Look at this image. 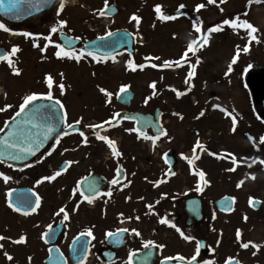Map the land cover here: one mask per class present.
I'll return each instance as SVG.
<instances>
[{"label":"flooded vegetation","instance_id":"obj_1","mask_svg":"<svg viewBox=\"0 0 264 264\" xmlns=\"http://www.w3.org/2000/svg\"><path fill=\"white\" fill-rule=\"evenodd\" d=\"M147 1L153 6V9L148 11L138 10L135 4H132L128 11V22L121 24L117 22V18L125 13L121 6L123 0H108L107 8H104L103 0L101 8L98 10L104 9L105 11V15L102 18L106 19L107 22L100 21L102 30L103 27L105 30L99 32L96 30L97 28L88 27L75 35L67 31L65 27L61 28L59 26L58 22L60 19L58 16L62 10L59 13L58 10L60 8L58 5L51 12L28 19L22 24L14 25L13 33L15 34L12 36L13 38L0 41V47L5 48L8 52L11 51L13 46L18 47L19 51L10 56V59L13 61V66L20 70V74L16 75L6 61H0V107L5 105L2 104V100L8 101V105L12 106L6 111L0 112V123L3 124L1 128L5 126V121H9L13 117L15 111L18 110L19 103L22 102V98L27 93H46L48 91L44 77L46 74H51L54 79L53 96L54 99H60L64 105V110L67 113L66 123L80 120L81 130L79 131H83L85 136H87V143H83L84 137L79 135V131L61 135L59 136V143L56 142V138L37 157L24 165L20 167L8 165L10 171V179L8 181L14 177L18 179V184L10 188L9 191L15 188H27L28 190L25 193L30 195L31 192H34L40 197V206L35 212L25 215V212L15 211V214L24 217L23 225L36 229L41 227L42 231L36 232L37 241L45 247L47 252L50 244L45 243L41 239V234L48 231L47 226L49 224L52 227L60 224V231L56 236H52V238L56 237L55 245L59 247L62 254L67 258V264H74L69 258V250L72 242L79 235L82 241L88 244L86 253L82 255L83 264H118L122 259V253L126 249H131V253L142 252L144 250L155 253L154 264H160L162 260H165V257L176 258L183 256L186 260L190 258L195 253L194 245H196V242L193 244L192 241H196V237L190 241L192 248L186 251L180 245L179 254L169 256L163 255L165 247H158L160 244L167 245L158 236V231L155 233L151 231L150 240L153 241V246L145 249L143 244L149 240L148 238L142 239L133 233L132 229H139L132 223L125 225L120 224V222V225L117 224L115 228L108 230H105L103 226L92 225L87 229H91L92 236L81 235V233H85L87 230H79L71 235L69 228L73 225L81 224V218L91 216L92 214L101 213L102 217H104L118 200L124 199L127 202H135L137 216L140 213L146 214L152 212L158 215L159 218H166L169 221L168 224L176 225V223H179L183 226L182 229L179 225V229L185 235L193 237V231L201 223L188 224L186 201L189 198L199 197L205 218L207 202L204 193L208 187L202 193H187L185 190L176 189L173 197H166L168 193H162L159 189L172 181L180 185L185 183L186 179H182V176L185 174L186 168L193 166L194 162H201L204 158H206L207 164L209 160L231 161L230 157L225 158L230 149L217 151L211 144L210 138L212 137V132L215 130L218 132L216 120L218 114L229 125V131L225 137L226 140H231V138H234L239 133L243 135H249L250 133L251 123L249 118L246 119L244 116L238 115L240 110L238 111L236 108L238 106L232 101L235 91L233 86H236L238 97H240V91L241 96L247 95L248 106L250 107V93L246 81V76L251 69V67H248L250 65L249 56L232 53V56L227 60L221 59V62L224 63L221 66L222 73L218 76L216 75L217 68H213L217 59L215 55L209 56L210 65L209 60H206V57L202 53H187V55L183 53V55H172L171 57L166 55L164 61H178L179 66L176 63H172L171 66L162 65L165 69L164 73L161 77L159 75L156 77L155 69L151 65H147L148 81L146 87L148 90L144 94H140L137 82L139 67L133 71L125 63L128 61V58L132 59V57L136 56L137 47L143 44L144 36L140 34L142 26L139 25L151 27L158 20L154 8L155 5H160L161 2L159 0ZM181 4L184 5L183 8H180ZM171 5V8L168 5L165 8L162 5L161 7L162 10H165L164 14L176 16L174 22L179 17L186 15L184 9L190 6L187 0H175ZM66 9L67 7L63 8V10ZM167 10H170V12ZM113 11L115 14L108 15V13ZM178 11L181 12L180 15L176 14ZM133 14L140 17L139 24L131 21L130 18ZM0 20L3 21L1 18ZM112 20H115L116 27L114 29H111ZM169 21L172 22V20ZM8 26L10 25L8 24ZM53 27H57L56 33H51V28ZM117 29H125L131 34L136 53L131 55L126 50H123L119 54H115L103 61V63L106 62L109 65L97 66L92 63L80 65L81 61H86L89 57L76 62L67 58L58 59L55 55L47 59L42 54L55 53L57 51H47V48L51 49L56 44H61L58 40V35L61 31H66L71 36L82 40L78 48L75 49L79 52L83 51L82 46L86 41L105 36L106 32H113ZM24 32L31 33L32 35L25 37L23 35ZM202 32L203 30H201ZM45 36L49 37V40H45ZM34 44L36 45L35 47L33 46ZM40 46L47 47H45L44 51H41ZM211 57H215V60L211 59ZM233 57L236 58L235 63L232 62ZM116 58L118 59L115 60ZM48 60L50 61L49 63L60 61L68 65L54 66L49 64L43 66V62ZM197 60H199V63H197ZM70 63H75L76 65H71ZM229 66L232 69L230 72L228 70ZM190 72L193 73L191 77H189ZM61 73L63 74V79H61ZM157 80L160 81L158 82ZM22 82H28L31 87L27 88L24 93L22 92L23 90H18V85ZM153 82L156 85L155 95H153L154 90L148 88ZM59 83L65 85L63 96L59 95L57 87ZM159 83L161 84L158 85ZM121 85H127V89L134 93L128 107L123 106L118 100L117 93L120 94L119 89ZM101 87L113 93V95L107 97V103L103 104L100 109H94L96 108L95 103L97 98L100 95L104 98L106 97L99 91ZM177 92L181 93L179 97H177ZM146 97H150L147 104L144 103ZM160 99H163V105L157 102ZM135 105L139 107H135ZM214 105H219V107H213ZM88 108L92 111H101L97 113L101 117V120L94 123L101 125L96 131L99 135L107 136L109 139L115 141L117 149L122 154L121 156L114 157L107 143L98 140L91 129L84 127L82 119ZM221 109L225 111H221ZM122 111L138 112L152 117L146 129L143 131L139 130L141 133L139 139H137V132L125 131L126 129L136 128L135 121L122 120L117 125H113L115 121V119H112L113 114ZM201 111L204 112L203 116H199ZM156 112L160 113L161 127L166 130L167 136H161L153 143L151 139H144V135L152 137L158 134L153 125ZM174 113L179 115H174ZM181 116L183 117L182 119L180 118ZM233 116L236 117L237 121L235 131H232ZM104 121H110V124H104ZM228 134L231 136H228ZM193 136L195 138L190 142L189 148H187L186 144H184L186 138ZM197 140L200 141L205 150L201 151L197 149L194 155L192 149ZM209 153H214L215 155H210ZM196 156L199 158L196 159ZM184 157L192 159V165H189L188 160L184 159ZM247 160L249 158L244 156L242 160L237 159V164H245ZM66 161H74V163L68 166L60 176L52 181H43L40 184L36 183L43 176L53 175ZM117 166L122 169V174L119 177L120 184L111 185L109 182L116 176ZM13 173L15 175H12ZM171 173H175V175ZM92 183H95L98 193L88 191V185ZM74 189H77L75 193H73ZM109 189H111V196L105 195ZM81 192L85 196H90L92 202L88 203L87 200H84L80 195ZM218 198L216 197L211 202V206L216 211L218 210L215 207V201ZM149 204L153 206L151 209L147 207ZM61 207H64L69 213V219L66 221L63 219V214L57 215ZM74 208L76 209L75 211H73ZM42 209H48V212L44 214L41 212ZM45 220H47L48 224L41 226ZM223 220L226 221L227 217L224 216ZM168 224L160 223V225L165 226ZM120 229H128L125 233V238L115 237L109 242L107 233H116ZM182 238L181 236V240L184 243ZM122 240H125L123 245L121 244L123 243L121 242ZM129 245L131 246L129 247ZM185 245H188V243ZM129 253L125 257L128 256L129 258ZM202 256L203 251L200 249L198 261H202Z\"/></svg>","mask_w":264,"mask_h":264},{"label":"rangeland","instance_id":"obj_2","mask_svg":"<svg viewBox=\"0 0 264 264\" xmlns=\"http://www.w3.org/2000/svg\"><path fill=\"white\" fill-rule=\"evenodd\" d=\"M72 1L76 4L67 7V9L62 10L61 13L60 9L58 10L60 13L58 18L67 21V24L64 26L67 31L75 35L81 33L82 29H87L88 27L97 28L96 30L99 32L105 30L104 27L102 30L100 21L103 20V22L106 23L107 20L98 14V9L101 8L103 0ZM159 1L161 2L160 5L164 8L167 5L171 8V4L175 2V0ZM187 2H189L190 6L184 9L186 15L179 17L175 22L174 20L170 22L169 20L161 21L158 19L151 27L139 25L142 26L140 34L144 36L143 44L137 47L136 56L132 57V59L128 58L125 65H128L129 61H133L134 64L145 65L142 69H138L137 82L140 88V94H144L148 90L146 87L148 81L146 66L152 63L157 64L158 67L154 68L156 72L155 76L158 77L159 75L161 77L165 70L162 65L166 55L171 57L172 55H183V53H202V55L206 57V60H209V65L211 64L209 56L215 55L217 57L216 63L212 65L213 68H217L216 75L218 76L222 73L221 66H223L224 62L222 63L221 61L227 60L235 51L236 53H240V55L249 56L250 65H252L251 69L258 67L264 68V0L259 3H257L256 0H252L251 4H249L248 0H225L223 4L220 3V0H215L213 4H208L207 0H187ZM132 4H135L138 10L148 11L153 9V6L147 0H123L121 6L125 13L117 18L118 23L124 24L128 22V11ZM197 4H204L205 7L197 10ZM221 9H223V11H221ZM167 11L170 12V10ZM162 12L164 13L165 10H162ZM236 17H239L241 20H247L257 28V32L253 33V35L257 37V41L259 42L250 41L248 37L244 36L242 31L232 30L229 26H222V30L219 32L207 33L208 28L221 24L223 19H233ZM0 22L4 23L6 27H10V31L14 32L12 25L8 26V24L1 20ZM194 23L198 24L201 30L207 33L209 39L207 44L202 45L193 52L187 50V45L199 36V33H196L193 28ZM115 27V20H112L111 29ZM7 33L8 32L0 30V41L8 39ZM245 45L249 47L248 52L243 51ZM45 47L47 46H40L41 49H45ZM55 50L58 49L56 47H52L51 49L47 48V51ZM42 54L47 59L55 55V53ZM153 55L154 57H159V59H145V57L152 58ZM117 59L118 58L115 60ZM211 59L215 60V57H211ZM49 62V60L44 61L43 66L49 64L54 66L68 65L60 61L57 63ZM80 63V65H89L90 63L97 66L104 64L109 65V63L106 62L93 61L90 57L86 59V61H81ZM70 64L76 65L75 63ZM157 81L159 82L160 80ZM160 84L161 83L158 85ZM29 87L30 85L28 82H22L18 85V90H23L22 92L24 93ZM148 88L150 89V87ZM233 88L235 91L232 96V101L238 106L236 107L238 111L240 110L238 115H242L246 119L249 118L251 123L250 133L249 135L239 133L234 137L235 139L231 138V140H226L225 137L229 131V125L227 121L218 114L216 117L218 132L217 130L212 132V137L210 138L211 144L217 151L230 149L229 153H232L237 159L242 160L244 156L250 158L261 155L260 160H262L264 159V144L260 142L259 137L264 135V119H262L254 109L251 99L249 107L247 95L244 94V96H241L240 91V97H238L237 87L233 86ZM107 99V97L104 98L100 95L96 100V108L94 109H100L103 104L107 103ZM157 102L163 105V99ZM2 104H8V101L2 100ZM135 107L139 106L135 105ZM98 112L101 111H92L88 108L82 119L83 124H94L100 121L101 117L98 116ZM2 126L3 124L0 123V128ZM228 136L231 135L228 134ZM249 137H252V139L250 140ZM194 138V136L186 138L184 144H186L187 148H189L188 146ZM205 159L206 158L201 162H194L193 166L188 167L189 169L186 168V172L182 176V179H186L185 183L180 185L174 181L168 182L166 185L162 186L159 191L161 190L162 193H168L166 197H173V193L176 189L181 191L185 190L187 193L196 192L195 188L199 178L195 176L194 173L203 170L206 173L205 178L210 183L204 193L207 202L206 216L201 225L192 233L193 237H196V241H192L193 244L199 241L200 238L207 240V249L203 252L202 261L211 260L214 264H225V260L231 257L245 264H264V165L259 163L260 160L255 163L248 162L247 160L245 164L236 165H233L230 160H224V162L209 160L207 164V160ZM249 164H251V167H249ZM229 168H235V170L227 171ZM0 173L9 176V166L0 163ZM12 175H15V173ZM241 181H243V184L237 187ZM17 184L18 179L16 177L7 182L0 177V236L6 237V239L0 240V244L3 245V248H0V264H45L44 259L47 257V250L37 241L36 234V232L42 231L40 225V228L37 229L23 225L24 217L16 215L13 208L8 206L7 193L10 188ZM223 195H231L236 200L234 211L228 215L214 210L213 206H211V202L216 197H221ZM250 197L253 198V200L259 199L262 201L260 209L256 210L251 207L249 204ZM135 207V202H127L124 199L118 200L107 215L102 217L103 215L98 213L83 217L81 218V224L73 225L69 228V233L72 235L79 230H87L92 225L103 226L105 230H108L115 228L120 222V224L125 225L132 223L139 229L137 230L140 233L138 236L142 239L148 238V240H150L151 231L154 233L156 231L159 232L158 236L168 245L167 247L165 244L163 255L174 256L175 254H179L180 245L184 247L186 251L192 248L190 241H186L182 238L184 240L183 243L181 235L176 231V228H179V223H176L175 227H172L171 223L167 226L160 225L159 221L161 218H159L158 215L149 212L146 214L140 213L137 216ZM41 212L46 214L48 209H42ZM224 216L227 217L226 221L223 220ZM129 217H131V219H128ZM136 217H139V219L137 220ZM46 221L47 220H45L41 226L48 224ZM181 227L183 229V226ZM237 229L241 232L240 241L236 239ZM21 235L25 236L24 243L16 244L12 242L17 240ZM217 240L220 241L218 245ZM248 241L259 244V249L252 248L251 245L247 249L240 248V243ZM186 243H188V245H185ZM130 246L131 245H129V247ZM194 246L196 249V245ZM130 251L131 249H126L122 253V259L118 264H129V258L128 256L125 257V255ZM5 252L13 257L11 261L6 259L4 256ZM253 252H255L256 255H253Z\"/></svg>","mask_w":264,"mask_h":264},{"label":"snow or ice","instance_id":"obj_3","mask_svg":"<svg viewBox=\"0 0 264 264\" xmlns=\"http://www.w3.org/2000/svg\"><path fill=\"white\" fill-rule=\"evenodd\" d=\"M20 2H21V0H9L10 5L18 4ZM51 2H52V0H35V3L33 6L38 8L41 3L49 4ZM224 2H225V0H220L221 4H223ZM248 2H249V4H251L252 0H248ZM256 2L259 3V2H262V0H256ZM207 3L213 4V3H215V0H207ZM4 7H5L4 0H0V9H4ZM107 7H108V0H104V8H107ZM183 7H184V5L181 4L180 8H183ZM204 7H205L204 4H197L196 5L197 10H200ZM59 8H60V10H63L64 0H60ZM7 11L11 12L12 9L8 8ZM154 11L157 14V18L161 21L176 19V16L164 14L162 12V7L159 4L155 5ZM221 11H223V9H221ZM98 14L100 16H104L105 15L104 9L98 10ZM130 19H131V21H135L136 24H139V22H140V17L135 15V14H133ZM58 23H59V26L61 28H63L67 24V21L60 20ZM222 26H229L233 30H235L237 28H246L249 30L247 33L249 40L250 41H257V37L255 35H253V33L257 32V28H255L247 20H241L239 17H236L233 19H223L221 24H217L213 27L208 28L207 33L219 32L222 30ZM193 28H194L196 33H201V27L198 26V24L194 23ZM0 30H3L5 32L10 31V29L8 27H6V25L2 22H0ZM57 30H58L57 27H53V28H51V33H56ZM23 35L25 37H28L32 34L28 33V32H24ZM112 35H113V33L109 31V32L105 33V36L98 37V39L103 41L105 39V37H111ZM44 39L49 40V37L45 36ZM208 39H209V37L207 34H204L202 37H200V36L196 37L195 39H193L191 41V43H189L187 45V50L194 52V45H197L198 41H201V44L205 45V44H207ZM257 42H259V41H257ZM33 46L35 47L36 45L34 44ZM102 46H104V45H102ZM55 47L58 49L55 52V56L58 59L67 58V59L75 60L76 62H79L81 59H83L85 57H91V59L93 61L103 62L109 58L107 56L99 57L94 52H91V51H89V52H85V51L77 52L76 50L71 49L70 47L66 49L61 44H56ZM18 51H19L18 47L13 46V48L11 49L10 52L0 53V61H6L8 63V65L10 67H12V71L16 75L20 74V70L13 66V61H12V59H10V56L14 55ZM41 51H44V49H41ZM243 51L248 52L249 47L247 45H245L243 48ZM238 52H239V49H238ZM185 55H187V53H185ZM145 59L146 60H149V59L158 60L159 57H152V58L145 57ZM232 62L233 63L236 62L235 57H233ZM172 63H176V65L179 66L178 61L170 62L168 60L163 61V66H171ZM197 63H199V60H197ZM144 66H145L144 64H134L132 61L128 62V67L131 68L133 71H135L137 67L142 69ZM151 67L156 68V67H158V65L155 63H152ZM248 67L250 68V67H252V65H248ZM228 70H229V72L232 70L231 66H229ZM192 75H193V73L190 72L189 77H191ZM60 76H61V79H63L62 73L60 74ZM44 80H45L48 91L46 93L32 92L28 95H25L22 98V102L19 103L18 110L15 111V115L10 118L13 120V127H12L11 131H9L6 136L0 137V145L4 146V152H7L8 158L11 160H24V159H27L28 156L35 155L36 152L39 151L40 148L43 147L44 143L49 139V137L56 130V127L60 123V121L56 119V113L53 112L52 110L56 106H59V109L62 111L64 109V105L60 99H54L53 92H52V88H53V84H54L53 76L51 74H46L44 77ZM57 87L59 90V95L63 96L64 92H65V85L63 83H59L57 85ZM127 87H128L127 85H121L119 92L125 93L127 91ZM149 87L154 90L153 95H155V87H156L155 82L150 84ZM99 91L101 93H103L106 97H111L113 95V93L108 92L106 89H104L102 87L99 88ZM117 95H119V93H117ZM180 95H181V93L177 92V97H179ZM149 99H150V97H146L144 100V103L147 104ZM41 100H47V101H53L54 100V103L53 104H42V103L37 104V103H35V102L41 101ZM10 107H12V106L5 104L3 107H0V112H4ZM213 107H219V105H214ZM221 111H225V110L221 109ZM21 114H26L25 118L17 123L16 118L20 117ZM226 114H228V113H226ZM118 115H119L118 113L113 114L112 119H115L116 116H118ZM174 115H179V114L174 113ZM203 115H204V112L201 111L199 113V116H203ZM180 118L182 119L183 117L181 116ZM197 118H199V117H197ZM61 119H63L65 121V126L68 129H73L75 131H79L78 129L74 128V124L79 125L81 123L80 120H75L73 123H66V119H67V113L66 112H64L63 117H61ZM54 121H55V123H54ZM103 123L104 124H110V121H104ZM236 123H237L236 117L233 116L232 117V131H235ZM4 124H5V127L0 128V132H4L5 128L8 127V121H5ZM84 127L91 129L92 133L94 135H96V138L98 140L106 142L107 145L109 146V148L111 149V154L114 157H119L122 155L121 152L117 149L115 141L109 139L107 136L99 135V133L96 131L97 129H99L101 127L100 124H88V125H84ZM125 131L137 132L138 133L137 139L140 138L141 133H140L139 129L131 128V129H126ZM67 134L68 133H64V135H67ZM79 135L81 137H84V140L82 142L87 143V136H85V133L83 131H79ZM161 136H167V132L165 129H163V127L158 129V134L156 136L149 137L147 135H144V139H151L152 142L155 143L156 140H158ZM249 139L251 140L252 137H249ZM259 140L262 144H264V135L260 136ZM56 142L59 143V136H57ZM197 149H200L201 151L205 150L204 146L200 143L199 140L196 141V143L192 149V152L194 155H195ZM4 152H0V156H3ZM48 154L50 155V153H48ZM209 154L215 155L214 153H209ZM229 157L231 158L232 164L236 165L237 164V158L232 153H228L227 157H225V158H229ZM198 158L199 157L196 156V159H198ZM184 159L188 160L189 165H192V163H193L192 159H189L188 157H184ZM255 162H256L255 160L252 161V163H255ZM0 163H3V160H0ZM72 163H74V161H66L64 163V165L58 171H56L53 175L43 176V177H41V179L37 180L36 183L40 184L43 181L54 180L56 177L60 176L62 174V172H64L67 169V167L70 166ZM259 163L264 165V159L260 160ZM249 167H251V164H249ZM234 170H235V168L227 169V171H234ZM121 174H122V169L119 166H117L116 176L109 183L111 185L120 184L119 177L121 176ZM171 174L175 175V173H171ZM194 175L199 178L197 180V185H196L195 191L196 192H202L203 188L201 187V184L208 185V183H209V181L205 178L206 173L203 170H200L198 172H195ZM0 177H2L5 182H7L10 179L9 176L4 175L3 173H0ZM129 183H130V181H129ZM157 183H159V182H157ZM241 184H243V181H241L240 184L237 185V187H240ZM78 187H79V185H78ZM76 190L77 189H74L73 193H75ZM88 191L92 192V193H98V189H97L95 183L88 185ZM80 195L84 198V200H87L88 203L92 202V198L90 196H85L83 192H81ZM105 195L111 196V189H109V191L107 193H105ZM141 199H143V198L141 197ZM193 203H195V202H193ZM17 204L21 205V202L18 200ZM249 204L250 205L253 204V198H251V197L249 198ZM8 206L10 208H13V210L17 211V212L21 211V207L26 208V209H30L31 212H35L36 209L40 206V197L36 196L35 207H32L31 202L28 200L23 201L21 206H15V207H14L13 203L10 201ZM147 207L149 209H151L153 206L151 204H149V205H147ZM221 208L223 210H229L230 205L227 201H224L221 204ZM75 210L76 209L74 208L73 211H75ZM24 214L27 215L28 212L25 211ZM59 214H63V219L65 221L69 219V213L65 210L64 207H61L59 209V212L57 213V215H59ZM121 215H123V214H121ZM128 219H131V217H129ZM136 219L138 220L139 217H136ZM159 222L161 224H168L169 223V221L166 218H161ZM171 226L175 227V225H171ZM47 227H48L49 231L52 229L51 224H49ZM127 231H128V229L118 230V232H127ZM176 231L179 232L180 235L183 237V239L186 241H191V240L195 239L194 237H192L190 235H185L179 228H176ZM132 232L135 233L137 236L140 235V233L136 229H132ZM48 235H49V232H47V231L41 234V239L44 240L45 243L48 242L47 239H45V237H47ZM81 235L92 236V231H91V229H89L85 233H81ZM107 235L108 236H114L116 234L109 232V233H107ZM4 239H6V237L0 236V240H4ZM236 239H237V241H240V239H241V232L239 229L236 230ZM12 242L16 243V244L24 243L25 242V236L21 235L17 240H14ZM219 242L220 241L217 240V245L219 244ZM250 245L252 248H255V249H259V247H260L259 244L253 243L251 241L240 243L239 246L242 249H247V248H249ZM152 246H153V241H151V240L145 241L143 244V247L145 249H148ZM158 247L163 248V247H165V245L160 244V245H158ZM200 247H201V242L197 241L195 253L193 255H191V257L186 260V264H214V262L211 260H203L202 262L198 261L197 258H198L199 253H200ZM0 248H3L2 244H0ZM147 255L150 256L151 253L149 252V253H147ZM253 255H256V253L253 252ZM4 256L9 261H11L13 259V257L11 255H9L7 252L4 253ZM132 258H133V253L130 252L129 253V264H131ZM29 259H31V258H29ZM173 259H175V258L165 257V261L173 260ZM179 259L181 261L185 260V258L183 256H180ZM162 264H163V262H162ZM225 264H233L232 258L229 257L228 259H226ZM235 264H240V262L238 260H236Z\"/></svg>","mask_w":264,"mask_h":264},{"label":"water","instance_id":"obj_4","mask_svg":"<svg viewBox=\"0 0 264 264\" xmlns=\"http://www.w3.org/2000/svg\"><path fill=\"white\" fill-rule=\"evenodd\" d=\"M60 0H52L51 3L49 4H43L41 3L39 5V7H35L33 6L35 3V0H21L20 3L18 4H13L10 5L9 4V0H4V9H0V17L3 18L4 20L10 22V23H14V24H20L22 22H24L25 20H28L32 17H36L42 14H45L49 11H51L56 4L59 2ZM8 8H11L12 11L9 12L7 11ZM113 10V9H112ZM115 14V12H111L108 13V15H113ZM176 14H181V12H177ZM204 34L201 33L200 37H202ZM61 42V45L64 46L66 49L67 48H71V49H75L78 47L79 43L81 42V39H77L74 38L70 35H68L65 32H60L59 34V38H58ZM104 45V46H102ZM110 45V46H109ZM201 45V41L197 42V45L195 46L196 48L199 47ZM82 49L85 52H94L97 56L99 57H104V56H112L124 49H126L128 52L134 54L135 50L133 48V37L131 36V34H129V32H127V30L125 29H120V30H116L113 32V35L111 37H105V39L103 41L99 40L98 38L94 39V40H90V41H86L82 47ZM4 50L3 48H0V51ZM248 83L250 86V91H251V97L252 100L254 102V104L256 105L257 110L259 111V113L261 115L264 116V68H258L255 69L253 71H251V73L248 75ZM134 93L131 92L130 90H127L125 93H120L118 96V100L128 106L130 105L131 100L133 99ZM37 104H53V101H47V100H41V101H37L35 102ZM53 112L56 113V119L60 121L59 125L56 127V130L52 133V135L49 137V139L44 143L43 147L40 148L39 151L36 152L35 155L32 156H28L27 159L24 160H11L8 158L7 152H4V146L0 145V152H4L3 156H0V160H3V162H8L10 164L13 165H17V166H21L27 162H29L30 160H32L33 158H35L36 156H38L54 139L57 138V136H60L61 134L64 133H72L75 130L73 129H68L67 127H65V121L63 119H61V117H63L64 114V109L61 111L59 109V106H56L53 110ZM119 115L116 116V120L113 123V125H116L118 122H120L123 119H128V120H134L136 121V127L140 130H145L146 127L148 126V124H150V120L152 119L151 116L149 115H144L141 113H130L127 111H122L120 113H118ZM26 114H21L20 117L16 118V122L18 123L19 121L23 120L25 118ZM156 120L154 122V128L156 130V132H158V129H160V113L157 112L156 113ZM55 123V121H54ZM30 126V125H29ZM13 127V120L11 119L8 122V127L5 128L4 132L0 133V137L6 136L7 133L9 131H11ZM74 128L81 130L80 128V124L79 125H75L74 124ZM253 160H258V157L253 158ZM26 189L24 188H18L15 190H12L9 193V201H11L15 206H21L23 201L28 200L31 202V206L35 207V199H36V194H34L33 192L29 195L27 193H25ZM21 202V205L17 204V201ZM227 201L230 205L229 210H223L221 208V204L222 202ZM195 202V203H193ZM234 204L235 201L232 197H223L221 199H219L218 201H216V206L220 209L223 210L225 212H231L234 208ZM252 206L256 209H258L261 206V202L260 201H253ZM21 211H27V212H31L30 209H26L21 207ZM186 212L188 215V224L192 225L198 222H201L202 218H203V214H202V206H201V201L199 198H193V199H189L186 201ZM59 228V226H58ZM58 228H52L49 232V235L47 237H45V239H47L48 242H50L51 244H53L56 240V237L52 238L53 235H57V229ZM123 232H119V234H122ZM201 248L204 249L205 248V241L201 240ZM84 250V246H82L81 244H79V241L76 239L74 241V243L71 246V253L70 256L73 258L74 256H80L82 255ZM147 253H149L147 250L143 251V252H138L133 254V258H132V264H154V253L152 252L151 255H147ZM74 260V259H73ZM75 261V260H74ZM236 260H233V264H235ZM46 264H66V260L65 258L62 256V254L60 253L58 247L52 245L49 249V257L46 259ZM78 262V261H75ZM80 262V261H79ZM184 264L186 263V261H181L179 258L176 259V262H172V261H161L160 264ZM80 264V263H79ZM242 264V263H240Z\"/></svg>","mask_w":264,"mask_h":264}]
</instances>
